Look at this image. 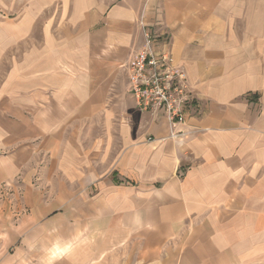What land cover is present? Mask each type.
Here are the masks:
<instances>
[{
	"label": "crops",
	"instance_id": "crops-1",
	"mask_svg": "<svg viewBox=\"0 0 264 264\" xmlns=\"http://www.w3.org/2000/svg\"><path fill=\"white\" fill-rule=\"evenodd\" d=\"M46 1L0 20V264L53 232L89 241L62 264H264V0ZM146 32L195 94L179 138L130 90Z\"/></svg>",
	"mask_w": 264,
	"mask_h": 264
},
{
	"label": "built area",
	"instance_id": "built-area-1",
	"mask_svg": "<svg viewBox=\"0 0 264 264\" xmlns=\"http://www.w3.org/2000/svg\"><path fill=\"white\" fill-rule=\"evenodd\" d=\"M146 43L130 65V90L137 106L153 115H161L171 126L170 137L179 138L185 132L178 126L186 123L187 112L195 102V94L187 72L176 63L168 48V39L145 33ZM164 47L157 48V44ZM153 140L152 138H149Z\"/></svg>",
	"mask_w": 264,
	"mask_h": 264
},
{
	"label": "clouds",
	"instance_id": "clouds-1",
	"mask_svg": "<svg viewBox=\"0 0 264 264\" xmlns=\"http://www.w3.org/2000/svg\"><path fill=\"white\" fill-rule=\"evenodd\" d=\"M89 241L83 233L66 237L63 234L53 232L49 241L43 246L39 257V264H62L65 260H71L77 249Z\"/></svg>",
	"mask_w": 264,
	"mask_h": 264
},
{
	"label": "rangeland",
	"instance_id": "rangeland-1",
	"mask_svg": "<svg viewBox=\"0 0 264 264\" xmlns=\"http://www.w3.org/2000/svg\"><path fill=\"white\" fill-rule=\"evenodd\" d=\"M101 6H110L115 3H131L141 5L146 0H96ZM46 0H0V20L5 14L9 16L22 15L31 9L47 8ZM8 197V196H7ZM7 254H14L16 244H7Z\"/></svg>",
	"mask_w": 264,
	"mask_h": 264
}]
</instances>
